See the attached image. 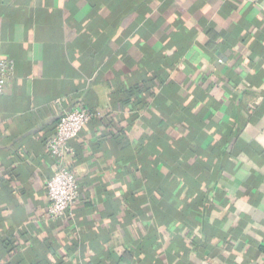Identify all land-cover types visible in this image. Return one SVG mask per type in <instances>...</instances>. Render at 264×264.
Returning <instances> with one entry per match:
<instances>
[{
    "label": "crops",
    "instance_id": "crops-1",
    "mask_svg": "<svg viewBox=\"0 0 264 264\" xmlns=\"http://www.w3.org/2000/svg\"><path fill=\"white\" fill-rule=\"evenodd\" d=\"M2 58L0 264H264V0H0Z\"/></svg>",
    "mask_w": 264,
    "mask_h": 264
},
{
    "label": "built area",
    "instance_id": "built-area-1",
    "mask_svg": "<svg viewBox=\"0 0 264 264\" xmlns=\"http://www.w3.org/2000/svg\"><path fill=\"white\" fill-rule=\"evenodd\" d=\"M14 62L12 59H0V94L12 80ZM58 100L54 103L58 104ZM94 113L87 107H74L58 117L53 135L45 142L47 153L54 159V170L45 184L47 205L45 216L56 219L69 211L79 197L76 177L72 169L65 164L67 156L73 154L70 141L93 118Z\"/></svg>",
    "mask_w": 264,
    "mask_h": 264
},
{
    "label": "trees",
    "instance_id": "trees-1",
    "mask_svg": "<svg viewBox=\"0 0 264 264\" xmlns=\"http://www.w3.org/2000/svg\"><path fill=\"white\" fill-rule=\"evenodd\" d=\"M70 211H71V209L69 211L65 212L62 216L68 215L70 213ZM62 216H60V217H62Z\"/></svg>",
    "mask_w": 264,
    "mask_h": 264
}]
</instances>
